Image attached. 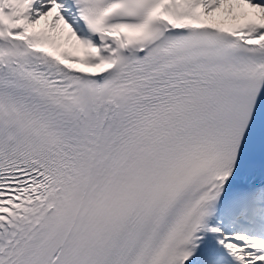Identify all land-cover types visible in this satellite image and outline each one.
<instances>
[{
  "label": "snow or ice",
  "instance_id": "6c2138e0",
  "mask_svg": "<svg viewBox=\"0 0 264 264\" xmlns=\"http://www.w3.org/2000/svg\"><path fill=\"white\" fill-rule=\"evenodd\" d=\"M0 264H264V0H0Z\"/></svg>",
  "mask_w": 264,
  "mask_h": 264
}]
</instances>
